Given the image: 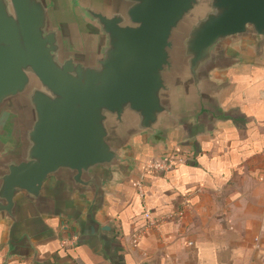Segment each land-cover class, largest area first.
I'll list each match as a JSON object with an SVG mask.
<instances>
[{"label":"water","instance_id":"water-1","mask_svg":"<svg viewBox=\"0 0 264 264\" xmlns=\"http://www.w3.org/2000/svg\"><path fill=\"white\" fill-rule=\"evenodd\" d=\"M60 1V3L58 2ZM264 49V0H0V218L11 236L53 186L104 203L132 139L218 115L213 77Z\"/></svg>","mask_w":264,"mask_h":264},{"label":"crops","instance_id":"crops-1","mask_svg":"<svg viewBox=\"0 0 264 264\" xmlns=\"http://www.w3.org/2000/svg\"><path fill=\"white\" fill-rule=\"evenodd\" d=\"M233 50L240 60L213 74L217 116L182 120L160 143L135 136L132 165L113 174L95 209L90 193L54 185L52 204L26 206L13 236L0 218V264H264V49ZM5 140L0 129V153ZM164 154L187 160L146 168ZM145 209L159 224L144 228Z\"/></svg>","mask_w":264,"mask_h":264},{"label":"built area","instance_id":"built-area-1","mask_svg":"<svg viewBox=\"0 0 264 264\" xmlns=\"http://www.w3.org/2000/svg\"><path fill=\"white\" fill-rule=\"evenodd\" d=\"M186 160L187 156H185L184 154H164L160 157H156L148 161V163L146 164V168L151 171L165 173L170 171L174 167L175 163L186 162ZM259 179L261 181H264V172L259 176ZM138 189L139 193L141 195H144V185L142 180L138 183ZM144 218L146 220L144 226L145 229H148L153 225H157L161 221L160 218L154 217L151 210L149 209H145Z\"/></svg>","mask_w":264,"mask_h":264}]
</instances>
